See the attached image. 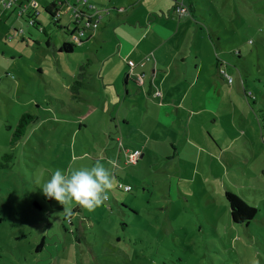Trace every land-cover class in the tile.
<instances>
[{"label": "rangeland", "instance_id": "rangeland-1", "mask_svg": "<svg viewBox=\"0 0 264 264\" xmlns=\"http://www.w3.org/2000/svg\"><path fill=\"white\" fill-rule=\"evenodd\" d=\"M19 1L0 6V53L7 58L0 61V264H264V0H192L187 19L169 14L171 5L156 12L174 0L95 2L105 17L125 11L112 5L130 10L127 21L116 22V35L131 46L156 20L159 31L141 46L145 65L128 70L109 58L118 37L102 48L100 29L74 43L72 53L53 50L78 34L70 5L55 20L46 11L53 0L29 8ZM142 11L154 12L142 22ZM166 15L175 21L159 23ZM119 67L140 86L142 69V82L155 79L153 69L158 82L167 72L164 84L175 87V97L161 108L159 99L140 96L131 126L110 138L99 131L121 108ZM130 67L139 71L129 75ZM24 114L37 119L14 143ZM136 150L143 157L127 164ZM98 160L117 180L109 200L91 212L73 204L66 217L43 195V184L56 169ZM119 183L132 191H120ZM227 191L258 209L249 224L232 222Z\"/></svg>", "mask_w": 264, "mask_h": 264}, {"label": "crops", "instance_id": "crops-1", "mask_svg": "<svg viewBox=\"0 0 264 264\" xmlns=\"http://www.w3.org/2000/svg\"><path fill=\"white\" fill-rule=\"evenodd\" d=\"M100 1L101 0H94V1H89V2L95 5L96 4L95 2H100ZM138 1L140 3L143 0H138ZM18 2H19V0H18ZM176 2H177V0H174L172 3L169 4L168 1H167L166 2L167 5L165 6L166 9H164L165 7H162V9H160L161 7H159V9H156V10H158L156 12L158 13L159 10H161L163 13H165V10H169L170 5H171V8H173V6L175 5ZM0 6L2 7L3 4L0 3ZM112 6L113 7H109V8H111L112 10H115V9L119 10V11H116V12H120L121 9H124L125 11L123 13H121V14H118L117 16H113V15L111 16L109 14V12H110V9H109V12L107 13V14H109L108 17L104 16V18H102V20H101V24H100V28H99L100 29V33H96V35L98 36L96 38V40L98 41V44L100 45V47L103 48V46L101 44H103L106 40H109L111 37H114V39L116 37H118V40L115 43V45H117L118 48H114L113 47V49L110 50L109 58L113 59V60H115V59L118 60L120 62V64L124 63L127 66V70H128V65L129 64H133V65L137 66L138 62L139 63L142 62V60H143L142 58L146 54V50H142L141 49V46H143L142 43L146 39V37L149 36L150 34H153V32H155V30L159 31V28H155L154 27V24L156 22V20H155L153 24H151L144 32H142V36L138 37L139 39L136 40V42L133 44V46H131L129 44V42H127L125 40H122L118 35H116V29H118V27H119L118 26L119 23H116V22H120L121 20H122L121 22L127 21V19L131 15L130 14V10H126L125 8H119V7L115 6V5H112ZM3 7H2V10H6L4 8H7V7H4V8ZM12 7L13 6L7 8V9H11ZM104 8H107V7H104ZM64 10H66V12H64ZM68 12H69V10L67 9V6H66V8H62L61 11H59V18L58 19L60 20ZM153 12L154 11H142L140 13L141 21L145 22V19H147V16L149 14L152 15ZM151 15H149V16H151ZM187 18L188 17L183 18V19H187ZM161 19H165V21H167V22H163V20H159V23H162V24H167V23H171V22L175 21V20L170 19L169 17H167V15H166V17H163ZM183 21H185V20H183ZM181 24L178 25L176 23L175 24V28H177V30H180L181 29ZM141 28L144 29L143 26H141ZM91 35H93L92 32L86 33L85 39H88V37L91 36ZM47 46H50V43L48 41H47ZM147 47H149V46H147ZM53 48H54L53 49L54 51H57L59 53L61 52V51H59L60 48H61L60 46L57 47V46L54 45ZM98 55H99V53H98ZM0 57H1L0 58L1 63H5V60H7V58L5 57V53L4 52L0 53ZM100 57H101L100 55H99V57H97L98 61L103 62V60L99 59ZM87 62H92V61H91V59H88ZM158 62H159V59H158ZM158 65H159V63H158ZM100 69H101V71H102V73H103V75L105 77L106 76L104 74L106 72L105 69L104 68H100ZM2 70H5V66L3 67ZM134 71L138 72L139 70L135 69ZM124 72H125V70L122 67H119L118 76L115 78V82H116L115 86L117 87V85H119V81H121L123 87L125 88V91L121 90V92H120V96L122 97V102L120 103L121 104V108L118 111L117 115L108 117V121L105 122L104 131H101V130L99 131L101 133L107 132L108 133L107 135L110 138L113 136V134L122 135L124 128H126L128 126H131V121H130L129 118H132L133 110H131L130 108L131 107L135 108L136 106L141 107V103H139V97L140 96H142V97H144L146 99L148 98L149 100H150V98L151 99L152 98L159 99L160 100V105L159 106L161 108H166V107L169 106V100H167V96H170L171 98L175 97L174 96V91H172V89H171V88H175V87L173 85H167L166 86L164 84L165 80L168 77V73L167 72L162 74V76H161L162 80L160 82H158L157 78L160 77L158 69H153L152 73L154 72L155 79H153L151 81H143V82L140 81L141 86L136 81H133L132 84H131L130 81H132V80H130V78L127 76V74L126 75H122ZM135 72L131 73L130 69H129V75H132ZM141 72H143L142 73L143 75L144 74L146 75L145 70L142 69ZM100 74H101V72H100ZM136 76L138 78V76H140V74H136ZM1 81H2V76L0 74V86L2 84L6 83V82H1ZM231 85H233V82H232ZM129 86L132 87L134 90H131L129 88ZM160 86L163 88L164 91L162 89H160ZM210 87L212 88V85H210ZM1 91H2V89H1ZM116 93L119 96V92L117 90H116ZM185 96H186V93L181 95L182 100L184 99L183 97H185ZM228 98L230 99V96H228ZM174 100L181 102V100H180V98H178V96ZM230 101H231V99H230ZM151 103L153 105H156L153 102V100H152ZM221 103H224V101L221 102ZM124 105H126V106H124ZM124 107H125V109H129V114L128 115H127V113H128L127 111H123ZM203 109H204V107H203ZM90 118L91 117H89L88 119H90ZM83 124H85V123L82 122V124H80L81 125L80 127H82ZM89 124H91V123H87L85 125L88 126ZM126 130H127V128H126ZM260 134H261V132H260ZM119 138H121V136L117 135L116 140L119 139ZM141 157H143V154L140 156V158Z\"/></svg>", "mask_w": 264, "mask_h": 264}, {"label": "clouds", "instance_id": "clouds-1", "mask_svg": "<svg viewBox=\"0 0 264 264\" xmlns=\"http://www.w3.org/2000/svg\"><path fill=\"white\" fill-rule=\"evenodd\" d=\"M116 184L111 169L98 160L91 167L56 169L41 190L46 198L62 205L63 213L70 218L73 204L90 212L105 204Z\"/></svg>", "mask_w": 264, "mask_h": 264}, {"label": "trees", "instance_id": "trees-1", "mask_svg": "<svg viewBox=\"0 0 264 264\" xmlns=\"http://www.w3.org/2000/svg\"><path fill=\"white\" fill-rule=\"evenodd\" d=\"M5 1L7 2V0H5ZM32 1H33V4H35V6H37V3H36L35 0H27V2L29 3L27 8L32 6ZM74 1H75L74 4H72L73 0H68V1H66V0H53L52 3L50 4V6L46 9V11L53 18H55V20H57L59 18V11H61L62 8H66V6H67V9L70 12V9L68 8V5H70L71 9H72V12H73V16L76 18V21H77V22L73 23V30L74 31L77 32L78 30H81V31H85L86 33H90V31L92 32L93 30H98L100 28V24H101L102 18H104L103 10L102 11L100 10V14H101L102 17H101L100 21L98 22L97 28L96 29H91L92 25L89 26V28H88L85 25L81 24V21L87 20L86 24L87 23L92 24V23H94L96 21V17L88 19L87 16H83V13L87 10V8L85 6H83V8H82V6L79 5V3L76 0H74ZM0 3H2V2L0 1ZM17 3H18V5H20V1L18 2V0H17L15 3H13L12 6H14ZM88 3L91 4L93 7L95 6L94 4L90 3L89 1H88ZM75 8L77 9V12L74 11ZM193 8H194V4L192 3V0H190V6H186L183 1L181 3H180V1H177L175 3V5L173 6V8H172V10H171V12L169 14L173 13V15L177 16L178 18L191 17ZM178 9H185L186 10V15H181ZM94 10H95V7H94ZM106 10H108V9H106ZM115 10L119 11L117 9H115ZM78 13H80L79 14L80 16H77ZM89 13H90V11H89ZM39 14L40 13L36 11V14H35L34 18H32L31 25L34 26V27H36V25H37V23L35 21V18ZM61 30L69 32V28H63ZM42 32H43V30H42ZM86 33H85V35L83 37L86 36ZM65 34H67V33H65ZM73 34L69 33L67 35L69 37V40L65 41L62 44V46H61L59 51L66 52V53H72L74 51L75 44L71 41V38H72ZM82 42H83L82 41V37H80V43H82ZM241 84L243 86L244 82L241 81ZM245 93H246V91H245ZM246 96L250 97L249 94H246ZM24 115L21 118L20 123L17 126V129H16V131L14 133V137L12 138V142H14V143H17V141L20 139V137H22L24 135L27 125L30 122H33L35 119H37L36 116L32 117L31 115H25V116ZM261 137H262V140L264 141V132H262V131H261ZM116 141L117 142H121L120 139H117ZM134 153L138 154V157L136 158V161L135 162H131L129 160V156H130V154H129V155L126 156V163L127 164L128 163L129 164H136L138 162V158L140 156V152L136 150L132 154H134ZM119 184L122 185V187H129L130 189L128 191H124L123 188H118ZM119 184L117 185V189H119L120 191H124V192L132 191V187L130 185H123L121 183H119ZM225 198H226V200L228 202V205L230 207L231 220L235 224H249L250 221L258 213V209L256 207H253V206L249 205L244 199H242L240 196H238L235 193L227 191L225 193Z\"/></svg>", "mask_w": 264, "mask_h": 264}, {"label": "built area", "instance_id": "built-area-1", "mask_svg": "<svg viewBox=\"0 0 264 264\" xmlns=\"http://www.w3.org/2000/svg\"><path fill=\"white\" fill-rule=\"evenodd\" d=\"M0 1L2 2V4H3L4 7L9 8V7H11V6L13 5V3H15L17 0H7V2H6L5 0H0ZM66 1H68V0H66ZM76 1H77L80 5H83V6H85V7L87 8V10L83 13V16H87L88 19H89V18L96 17V21H95L94 23H92V24L87 23L88 25L86 24V27L89 28V26L92 25V28H91V29H96L97 26H98V22L100 21V19H101V17H102L101 14H100V10L97 9V8H95V10H94V7H93L91 4H89L87 0H76ZM178 10H179V12H180L181 15H186V10H185V9H178ZM74 11L77 12V9L75 8ZM89 11H90V13H89ZM101 11H102V10H101ZM106 11H107V10H106ZM79 14H80V13H78L77 16H80ZM89 21H90V20H89ZM77 33H78V34H73V35H72L71 41H72L73 43H80V37H83V36L85 35L86 32H85V31L78 30ZM141 65L144 66L145 63L142 62ZM130 72H131V73L134 72V67H130ZM142 79H143V75L138 76V80H139V81L142 82ZM228 82L231 83V82H232V79L229 78V79H228ZM137 157H138V154H137V153L130 154V156H129V160H130L131 162H135ZM118 188H123L124 191H128V190L130 189L129 187H122V185H120V184L118 185Z\"/></svg>", "mask_w": 264, "mask_h": 264}]
</instances>
